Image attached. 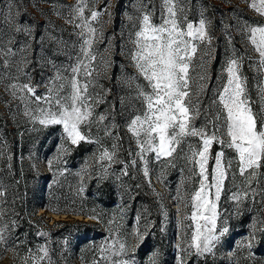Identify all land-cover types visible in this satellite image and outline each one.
<instances>
[{
  "label": "snow or ice",
  "instance_id": "obj_1",
  "mask_svg": "<svg viewBox=\"0 0 264 264\" xmlns=\"http://www.w3.org/2000/svg\"><path fill=\"white\" fill-rule=\"evenodd\" d=\"M242 2L258 19L249 21L237 16L234 24L221 22L225 52L219 72L213 77L209 65L218 60L219 52L206 10L193 20L191 0H130L131 11L125 12L130 26L128 46L121 51L132 69L123 83L133 103L125 106L123 122L117 123L116 103L103 112L97 111L108 103L110 90H105L100 80L108 78L114 66L111 54L115 45L106 41L96 25L104 15L111 22L112 0H104L99 10L95 7L99 0L61 5L67 7V15L52 5L56 15L72 25L77 41L69 51L65 41L50 35L45 50V40L41 38L45 54L40 61L52 73L41 94L26 71L34 61L29 55L31 40L35 39L33 29L20 19L17 0H0V29L7 30L0 32V82L8 81L5 92L23 104V115L33 126H62L57 155L48 161L50 169L66 163L64 157L73 151V146L85 142L96 145L92 171L85 161L76 173L85 181L103 179L113 164H120L121 175L131 176L133 169L142 171L152 187L150 163L159 165L157 180L163 183L166 170L184 161L172 197L177 215L182 214L178 228H183L181 242L176 245V264H185L190 256L214 255L221 238L229 232L228 222L221 219L219 210L223 195L227 194L235 204L237 214L243 204L264 205V0ZM16 34L30 39L14 46ZM237 35L243 52L236 48ZM101 42H105L103 52L98 47ZM61 56L65 62L57 63ZM245 63L253 73L251 79L244 73ZM22 76L28 82H21ZM119 103L124 105L125 101L121 99ZM108 141L111 143L106 147ZM6 147L0 146V158L10 160ZM57 171L61 172L59 168ZM79 190H83V183ZM7 204L6 192L0 190V254L11 251L19 257L22 242L12 239L17 222H6ZM123 212L121 208L119 219L107 222L117 228H109L110 237L97 247L98 256L92 264H138L136 253L144 246L153 222L144 214L137 215L135 227L127 230L120 224ZM85 215L102 222L94 209ZM129 237L136 244H131ZM258 245H264V208L251 218L236 249L251 256ZM20 259L21 264H54L47 244L36 251L28 249ZM146 264H159L158 251L148 256Z\"/></svg>",
  "mask_w": 264,
  "mask_h": 264
},
{
  "label": "rangeland",
  "instance_id": "obj_2",
  "mask_svg": "<svg viewBox=\"0 0 264 264\" xmlns=\"http://www.w3.org/2000/svg\"><path fill=\"white\" fill-rule=\"evenodd\" d=\"M158 2L159 0H157V3ZM17 3L19 4V11L21 13L20 19L24 22V24L31 25L33 29L35 39L31 40L32 51L29 55L34 57V61L31 66H26V71L31 74V83L37 86L38 94H41L45 90L44 84L47 82V78L52 75L51 71L47 67L42 66V61H40V57L45 54V51L40 47L41 38H44L45 40V50L49 47L47 37L50 35H54L65 41L67 43V50L69 51L71 50L72 44L77 41V37L73 34L72 25L66 23L64 19L56 15V13L52 10V5L56 4L57 10L61 11L64 15H67V7L60 6L75 4L76 0H48V2H45V0H17ZM112 4L114 7L111 9V22H108V16L104 15L101 17L100 24L96 25V27L103 31L106 41L110 40L111 45H115L111 54L114 66L109 70L108 78L100 80V84L103 85V88L105 90H110L107 92L108 103L100 105L97 111L103 112L110 104L116 103V122L122 123L124 116L121 113L123 112L125 106H130L133 103L131 97L129 96L128 88L123 83L124 78L132 72V69L128 67L125 54L121 51V49L128 46V33L130 31V26L126 19L125 12H130L131 6L130 0H112ZM103 6L104 0H99V3L95 5L97 10L102 9ZM89 7H91V5H89ZM230 9H235V11H230ZM202 10H206L205 15L211 21V30L216 37L213 43L216 45L219 52L218 60L210 63L209 65L210 72L213 77H215V75L219 72L220 62L222 61L223 54L225 52V38L223 35V24L221 22L223 21L224 23L234 24L237 16H242L244 19H249V21L258 18L248 9L247 5L244 4L242 0H191L190 19H198L199 13ZM6 31V29H0V32ZM232 31L235 33L234 28ZM26 39L30 38H27L22 34H16L14 46L22 45ZM98 47L100 52H103L105 42H101ZM236 48L240 52H243V44L238 35L236 36ZM17 59H19V57H17ZM62 62H65V58L63 56L57 60V63ZM244 73L248 75L250 79L253 76V73L249 70L247 63H245L244 66ZM20 80L21 82H28L23 76ZM7 83V80L0 82V146L6 145L7 147L5 151L9 155L10 146L4 134L7 136L13 135L19 138L25 132L23 127L25 125L28 126L31 132L27 135L32 139V144H29L28 149L30 154L26 155L25 159L23 156H19V161L25 160L26 165L37 173V179H39L40 183H43V188L39 194L47 196V198H49L48 204L51 206L46 210H44L43 206H38L37 214H43L48 223L70 218L79 220L81 218L88 219L84 218V214H81L78 211L81 209V205L78 202L66 197L60 198L59 196H50L49 193H47V190L49 191L48 186L45 188V185L49 182V180L39 178L41 173L48 172V161L54 160L56 157V154H49V152H46L43 155L42 151L47 150L51 143H53L56 148L59 147L61 143L60 138L62 136V129L49 131L39 124L33 126V124H31L23 115V104H21L18 100H13L11 96L5 92V84ZM97 91H99V89H97ZM121 99L125 101L124 105L119 103ZM95 131L96 129L93 127V139L96 138ZM110 143V141L106 142L105 146H110ZM125 146L127 147V142H125ZM74 147L75 146H73V148ZM84 147L89 151L87 162L90 169L95 163L96 158L93 153L96 152V145L85 142ZM216 150H218V147ZM122 154L123 153H121V156ZM2 160H4V158H0V162ZM183 166V160L177 161L176 168H169L166 170L163 183H161L157 180V175L160 171L159 165L150 163L149 168L151 170L150 176L152 187H149L142 171L134 169L130 170L134 177L132 179L135 182V186L137 184L140 185L139 188L136 187L139 196L144 194V196L147 197V205L143 208V211L147 209L149 214L159 216L162 228L175 234L174 243L176 245L179 243L178 236H181L183 232V228H178L177 225V222L182 220V214L180 216L177 215L176 206L172 197L176 194V189L181 179L179 169ZM78 168L79 167H75V170L72 172L76 181L73 180L64 182L65 178L62 177V175L65 171L62 170L63 174L60 173L57 179H54L53 182L56 184L59 183L62 186L69 185L80 187L82 183L84 184L85 180L83 176L78 177L76 175V173L79 172ZM120 169L121 168H119L118 171H115L114 175L111 177L113 185L120 184V182H122V178H124V176L121 175ZM185 175H187V173H185ZM117 176H120L119 180L116 179ZM99 180H106V178ZM31 182H33V184L39 183L34 178H31ZM156 193H158L159 196H157ZM219 210L222 214L221 217L231 216L232 214L237 213L235 204L227 199V194L222 196ZM58 224L60 225V223ZM71 230L72 229L70 228L62 227V242L56 250V254L59 258H61L62 263L58 264H92V261L98 255L92 252L93 249L90 246L83 244L77 245L75 238H72L73 235ZM18 238L20 239V237ZM18 250L19 257L15 256L11 251L1 255L0 264H21L20 257L26 256V250L23 247H19Z\"/></svg>",
  "mask_w": 264,
  "mask_h": 264
},
{
  "label": "trees",
  "instance_id": "obj_3",
  "mask_svg": "<svg viewBox=\"0 0 264 264\" xmlns=\"http://www.w3.org/2000/svg\"><path fill=\"white\" fill-rule=\"evenodd\" d=\"M45 128L54 131L61 130L62 126L51 125ZM23 129L25 132L19 138L4 134L10 146L9 156L11 159H4L0 162V190L6 192L8 200L6 207L9 216L5 218L6 222L9 219L17 222V227L12 232V239L15 240L20 237L18 241L22 243H19V247L26 250V255L28 249L36 251L38 246L47 244L54 264L62 263L61 258L56 254L57 247L62 242V227L72 229V238H75L77 245L90 246L93 249L92 252L98 255L97 247L110 237L109 228L111 227L113 231L117 228L116 224L108 225L107 222L114 217L119 219L121 208H123V219L120 220V224L123 225L124 229L131 230L135 224V217L141 214L146 215L147 219L153 222V226L149 227V234L144 246L140 247L136 253L138 264H146L148 256L153 251L159 253V264H176L175 234L162 228L159 216L143 211V208L147 205V197L144 194L139 196L135 182L132 179L133 175L124 176L120 184L113 185L111 182V177L115 171L122 167L120 164H113L109 168L108 174L105 176L106 180L87 179L83 184L82 191L79 190V186H62L53 182L62 170L65 171L62 175L65 178L64 182L75 180L72 173L75 170L74 168L79 167L78 171H80L89 157V151L84 147V143H81L78 147L75 146L73 151L64 157L66 163L54 165L52 169L48 168V172L41 173L39 178L49 180L45 188L48 186L49 191L46 190L50 196L66 197L78 202L81 205V209L78 211L84 214V218H88V215L85 214H91L94 209L102 217V222H96L89 218H81L80 220L70 218L48 223L43 214H37L38 206H43L44 210L51 206L48 204L49 198L39 194L43 188V183H40L37 179V173L25 163V156L30 154L28 149L29 144H32V139L27 135L31 132L28 126L25 125ZM57 151L58 148L51 143L49 148L42 151V153L44 155L49 152V154L57 155ZM19 156H23L24 161H19ZM126 156L127 153L122 154V157ZM9 164L11 165L10 168ZM57 168L61 172H58ZM89 171H92V168ZM31 178L39 183L33 184ZM261 208H264V205L246 203L240 206L238 214L222 216L221 219H226L228 222L229 232L221 238L220 243L214 250V255H208L206 258L190 256L186 258L185 264H264V245L256 246L252 250L251 256L247 251H237L236 249L237 242L242 239L248 230L251 218L257 215ZM38 233H48V235L42 236ZM178 237L180 243L181 236ZM129 241L131 244H136L133 237H129ZM3 254H0V256Z\"/></svg>",
  "mask_w": 264,
  "mask_h": 264
}]
</instances>
